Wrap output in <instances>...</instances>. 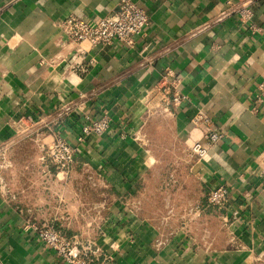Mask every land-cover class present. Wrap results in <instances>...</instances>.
Masks as SVG:
<instances>
[{
	"label": "crops",
	"instance_id": "crops-1",
	"mask_svg": "<svg viewBox=\"0 0 264 264\" xmlns=\"http://www.w3.org/2000/svg\"><path fill=\"white\" fill-rule=\"evenodd\" d=\"M118 1L0 0V264H62L26 220L91 242L100 264H264V0L255 30L215 22L227 0H133L148 23L132 43L82 53L58 28ZM165 68L183 96L167 110L148 97ZM103 111L106 132L78 142ZM45 128L74 147L47 179L32 140ZM207 129L220 138L197 158ZM218 185L221 208L206 201Z\"/></svg>",
	"mask_w": 264,
	"mask_h": 264
},
{
	"label": "built area",
	"instance_id": "built-area-1",
	"mask_svg": "<svg viewBox=\"0 0 264 264\" xmlns=\"http://www.w3.org/2000/svg\"><path fill=\"white\" fill-rule=\"evenodd\" d=\"M254 0H227L223 11L215 18V22L235 15L238 21L248 29L255 30L253 23V11L251 5ZM148 23V16L144 9L133 0H119L117 10L109 12L104 17L92 21L76 15H69L58 23V28L69 43L77 46V52L82 53L95 46H104L113 41H119L126 45L132 43V38L139 34ZM87 47V49L85 48ZM77 67V63L72 68ZM178 78L171 68H165L160 76L158 84L149 94V101L156 103L153 106L176 107L183 96L177 90ZM63 109V108H62ZM68 108H66L67 110ZM64 111V109H63ZM62 112H59L61 114ZM77 141L82 142L90 135L100 136L109 127V116L106 111L101 112L95 118L84 115ZM19 132L31 129L25 122H17ZM220 138V133L207 129L206 142H194L190 146V152L197 158L203 157L210 144H214ZM33 144L38 152L42 164L41 173L44 179L51 176L52 167L56 174L67 172L73 162L74 147L50 128L34 131ZM12 164L7 159L6 149L0 150V169H6ZM0 182L1 179H0ZM228 190L224 185L211 188L207 195V204L221 208L227 202ZM24 230L33 233L35 238L50 247L60 258L62 264H100L96 262L91 242L80 244L74 237L67 236L61 230L51 224H37L26 220ZM102 264V263H101Z\"/></svg>",
	"mask_w": 264,
	"mask_h": 264
}]
</instances>
